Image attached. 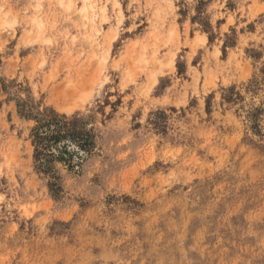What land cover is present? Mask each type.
I'll return each mask as SVG.
<instances>
[{"label": "rangeland", "instance_id": "obj_1", "mask_svg": "<svg viewBox=\"0 0 264 264\" xmlns=\"http://www.w3.org/2000/svg\"><path fill=\"white\" fill-rule=\"evenodd\" d=\"M0 264H264V0H0Z\"/></svg>", "mask_w": 264, "mask_h": 264}, {"label": "trees", "instance_id": "obj_2", "mask_svg": "<svg viewBox=\"0 0 264 264\" xmlns=\"http://www.w3.org/2000/svg\"><path fill=\"white\" fill-rule=\"evenodd\" d=\"M22 107V104L18 105L19 115L35 122L34 127L31 129L30 138L34 148L35 168L39 172L50 173L48 158L56 157L60 161H65V157L71 158L75 151L69 149L70 144L75 145L85 153L90 151L92 146L91 137L88 131L76 120H68L51 109H45L33 115L30 110H22ZM67 139L70 142H67ZM51 178L53 177L51 176ZM55 185L54 181L48 184L52 193L55 192Z\"/></svg>", "mask_w": 264, "mask_h": 264}]
</instances>
